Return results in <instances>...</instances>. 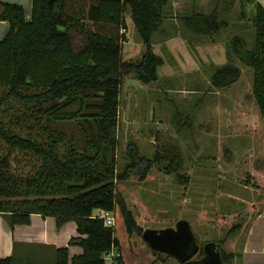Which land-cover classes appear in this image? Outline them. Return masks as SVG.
Returning <instances> with one entry per match:
<instances>
[{"label":"trees","instance_id":"trees-1","mask_svg":"<svg viewBox=\"0 0 264 264\" xmlns=\"http://www.w3.org/2000/svg\"><path fill=\"white\" fill-rule=\"evenodd\" d=\"M209 1L32 0L30 20L21 5L0 2V21L9 26L0 40V215L8 218L11 227L29 225L34 214L52 217L57 230L74 222L78 236L71 237L68 245L79 246L82 253L69 258L68 246L58 248L55 264H106L112 251L115 264H181L143 240L146 228L120 187L142 185L154 169L186 187L190 175L182 147L174 141L161 143L155 134L151 157L142 154L134 141L122 149L120 93L126 80L148 89L158 85L167 65L162 52L174 41L167 27L176 29V22L201 52L217 47V36L230 26V5L235 1L241 5L239 21L246 5L252 36L229 37L223 45L224 62L212 67L208 83L229 94L247 84L242 104L252 101L264 117V6L259 0H216L213 5ZM127 17L141 39L137 49L128 45L125 36ZM172 31L179 37L184 34ZM89 95L100 100L87 108L97 111L88 118L96 133L90 126L91 139L85 138L79 151L71 137L49 123L63 119L69 106L81 105ZM173 119L178 133L190 134L197 126L192 113L177 112ZM260 163L258 171L251 170L246 160L244 177L236 170L219 169L221 179L229 175L264 193V159ZM225 201L220 221L227 226L214 243L223 264H237L243 260L246 233L240 235L243 226L238 218L224 217L239 214L242 204L229 197ZM102 212L112 214L113 226H105ZM167 219L171 221V216ZM190 226L200 248L196 256L201 258L206 244L202 247L205 242ZM234 237L238 250H228L226 244ZM0 264H16V260L6 257Z\"/></svg>","mask_w":264,"mask_h":264},{"label":"rangeland","instance_id":"rangeland-1","mask_svg":"<svg viewBox=\"0 0 264 264\" xmlns=\"http://www.w3.org/2000/svg\"><path fill=\"white\" fill-rule=\"evenodd\" d=\"M209 2L213 5L216 0ZM232 3L229 28L217 36V47L203 51L210 56L209 61L205 53L192 46L189 34L179 31L180 25L176 22V29L167 27L174 41H171L170 51L167 48L162 52L167 65L161 71L163 77L158 85L148 89L135 80H126L120 93L119 146L123 149L127 142H137L141 153L151 157L155 134L159 135L161 143L179 142L190 175L189 185L178 186L172 178L154 169L142 185L125 184L120 190L146 229L167 228L164 227L167 223L174 227L177 221L184 219L205 242L202 247L209 242L214 243L224 234L227 225L220 221V217L226 210L225 198L240 201L239 214L224 217L225 220L238 218L243 226L240 235L246 233V237L242 238L243 260L237 264H264V202L261 203L264 193L229 175L221 179L219 170H236L244 177L246 160L251 170L261 168V158L264 159V117L260 116L252 101L247 106L242 104L243 93V100H246L247 84L242 83L229 94L212 89L208 83L212 67L224 62L223 45L229 37L232 34H240L245 39L252 36L251 26L246 23V5L244 19L239 21L241 5L235 1ZM126 19L128 45L137 49L141 44L140 36L130 17ZM172 29L184 33L185 39ZM156 43L162 45V39L157 38ZM234 98L239 99V104L235 105ZM99 103L97 97L89 95L81 105L75 103L69 106L66 109L68 114L61 120L50 122L49 126L71 137L76 149L82 151L85 138L91 139L90 126L96 133L94 122L88 118L97 111L87 108ZM177 112L194 114L197 126L193 132L176 131L173 118ZM206 132L209 133L205 135ZM120 153L118 158L123 155V152ZM247 155L250 160L246 159ZM169 215L171 221L167 219ZM237 247V237L228 240V250H238ZM194 259L200 258L195 256ZM106 264L115 263L107 260Z\"/></svg>","mask_w":264,"mask_h":264},{"label":"crops","instance_id":"crops-1","mask_svg":"<svg viewBox=\"0 0 264 264\" xmlns=\"http://www.w3.org/2000/svg\"><path fill=\"white\" fill-rule=\"evenodd\" d=\"M24 8L26 20L31 19L32 0H0ZM264 6V0H259ZM8 23L0 21V40L8 33ZM128 31L127 19L125 36ZM127 38V36H126ZM128 43L129 39L127 38ZM74 222L64 224L59 230L52 217L31 215L29 225L10 226L8 218L0 215V259L14 257L16 264H55L56 249L68 246L69 258L82 253L79 246H69L71 237H77Z\"/></svg>","mask_w":264,"mask_h":264},{"label":"water","instance_id":"water-1","mask_svg":"<svg viewBox=\"0 0 264 264\" xmlns=\"http://www.w3.org/2000/svg\"><path fill=\"white\" fill-rule=\"evenodd\" d=\"M143 240L154 251L175 257L181 264H223L215 243L203 247L204 255L194 259L200 248L188 221L181 219L174 227L145 229Z\"/></svg>","mask_w":264,"mask_h":264},{"label":"built area","instance_id":"built-area-1","mask_svg":"<svg viewBox=\"0 0 264 264\" xmlns=\"http://www.w3.org/2000/svg\"><path fill=\"white\" fill-rule=\"evenodd\" d=\"M100 218H102L104 220V224L105 226L111 227L114 225V219L111 213L108 212H102L100 214ZM115 257V252L112 251L109 255L106 256V260H113V258Z\"/></svg>","mask_w":264,"mask_h":264}]
</instances>
